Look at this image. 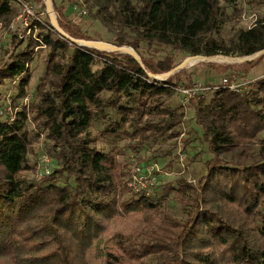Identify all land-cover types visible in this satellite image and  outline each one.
<instances>
[{
  "label": "trees",
  "instance_id": "1",
  "mask_svg": "<svg viewBox=\"0 0 264 264\" xmlns=\"http://www.w3.org/2000/svg\"><path fill=\"white\" fill-rule=\"evenodd\" d=\"M19 1L0 0L1 26L19 15ZM87 1L93 17L114 32L112 45L132 47L140 62L75 43L71 38L93 39L68 21H58L63 33L38 19L34 37L14 36L0 59V103L9 95L14 107L10 115L0 104V264H95L94 256L101 264H264V75L240 90L212 85L193 105L199 138L211 153L195 183L179 177L158 197L135 192L123 181L121 148L96 144L102 135L126 140L135 152L156 146L167 155L183 134L184 104L169 103L176 83L150 75L175 64L152 63L141 44H164L186 57L248 56L264 49V20L228 35V8L234 12L239 0ZM42 46L35 100L20 105L28 97L29 63ZM7 81L11 94L3 93ZM95 123L102 125L98 136ZM40 135L56 166L29 178L28 155ZM169 196L181 205L180 218L162 211ZM132 214L143 215L146 225L112 232L116 220ZM155 217L163 218L160 228Z\"/></svg>",
  "mask_w": 264,
  "mask_h": 264
},
{
  "label": "rangeland",
  "instance_id": "2",
  "mask_svg": "<svg viewBox=\"0 0 264 264\" xmlns=\"http://www.w3.org/2000/svg\"><path fill=\"white\" fill-rule=\"evenodd\" d=\"M29 2L34 8V15L31 18L28 17V21L32 22L31 25L36 23V19L48 20L51 24L53 23L52 20L54 21L55 19L57 25L58 21L64 23L68 21L70 26L78 30L80 34L96 40L77 39L79 42L107 51L116 48L111 43L115 37L114 32L105 28L93 17L94 9L90 7V3L87 0H29ZM49 8L51 10L50 12L48 11ZM18 11L23 12L21 7H18ZM227 14L229 21L225 28L227 30L226 33L229 35L236 28H249L255 25L257 21L264 20V0H239L236 4L235 11L232 12L228 8ZM30 28L29 30V27L22 24L19 16L8 27L0 25V59L5 57L6 50L12 49L14 36H17L18 40L19 37L23 38L27 35L34 37L37 34L38 27L34 28L32 26ZM92 42L97 44H92ZM43 47L42 49L36 48L34 57L29 63L32 77L27 87L28 97L22 99L20 105H28L35 100L36 87L44 71L43 59L46 54V49ZM117 48L120 50H128L135 56L138 55L132 47L122 46ZM140 52L152 63L163 58L171 60L175 64L172 70L165 73H150V75L156 77L158 80H166L171 76L172 81L176 83V87H191L195 83L201 84V86L212 87V85L223 83L226 79L227 82L225 84L233 80V84L243 89L250 80L264 75V52L254 53L245 57L225 56L221 54L209 57L199 55L186 57L185 53L158 43L141 44ZM182 64L184 65L180 68L179 66ZM9 86L10 82L7 81L2 87L3 93L9 92L7 90ZM210 91L208 90L205 93L199 91L190 97L188 101H184L183 96L175 91L169 103L172 106L184 103L185 119L182 125L183 134L177 139L173 150L167 155H159V152L154 151L156 146H143L135 152V150L128 147L126 140L111 141L102 135L100 136L99 129L102 127L100 123H95L91 128L93 135H99L96 143L97 147L107 150L116 145L121 148L122 154L118 155L117 158L126 171L123 179L124 183L128 185L134 173L142 175L150 174L155 178V181L148 186V193L156 197L159 196L161 186L169 182H174L179 177L184 178L188 182L195 183L206 172L205 164L211 156V153L208 150L207 144L199 138L201 129L194 122L193 105L199 98L208 97ZM8 96L5 95L4 103L2 100L0 104H4L10 115H13L14 107L10 105ZM28 129L31 132L38 130L31 120H29ZM193 132H195L194 135L192 134ZM197 136L198 138H196ZM188 137L191 141L184 145L183 140ZM259 137L264 138V131L260 133ZM48 145V140L43 135H40L39 139L32 143L31 152L28 155L29 164L32 169L25 173L29 178L43 177V175L51 172L56 166L55 160L47 149ZM181 155H184L182 161L180 159ZM46 168H48L47 172L45 171ZM124 196H130V192H125ZM162 202L163 206L161 205V208L163 212H167L177 218L183 215L182 207L175 199L169 196L167 200H162ZM160 219L163 218L155 217L153 221L158 222V225L161 222ZM144 220L145 218L141 214L127 215L120 220H116L112 226V232H133L137 228L140 229L146 225ZM158 226L160 228L162 225L159 224ZM164 232L165 230L161 229L157 234L162 235ZM108 245L114 249L111 243H108ZM94 260L96 261L95 264H101L104 261L100 256H94Z\"/></svg>",
  "mask_w": 264,
  "mask_h": 264
},
{
  "label": "built area",
  "instance_id": "3",
  "mask_svg": "<svg viewBox=\"0 0 264 264\" xmlns=\"http://www.w3.org/2000/svg\"><path fill=\"white\" fill-rule=\"evenodd\" d=\"M19 3H20V7L23 10V12L22 13L20 12L18 15L20 17V20L22 21V24L29 27V30L31 29L30 27H32V26L34 28H36L35 24L31 25L32 22L28 21V17L31 18V16L34 15V8L31 6L30 2L27 0H20ZM36 20H38V19H36ZM66 36H68V35H66ZM162 77H165V76H162ZM226 82H227V80L225 79L223 83L216 84V86L227 85L228 87L235 89V90L242 89V88H239L236 84H233V80L229 81L227 84H225ZM208 90H211L210 86H201V84H197V83H195L191 87L190 86L189 87H185V86H177L176 87V91L181 96H183L184 101H188L190 99V97H192L194 94L198 93L199 91H202V93H205ZM46 159L49 160L48 158H46ZM180 159L182 161L184 159V155H181ZM47 170H48V168L45 169L46 172H47ZM154 181H155V178L153 176H151L150 174L142 175L139 173H134L131 176V181L128 182V186L130 188H132V190L135 192H142V193L149 195L148 186L153 184Z\"/></svg>",
  "mask_w": 264,
  "mask_h": 264
},
{
  "label": "water",
  "instance_id": "4",
  "mask_svg": "<svg viewBox=\"0 0 264 264\" xmlns=\"http://www.w3.org/2000/svg\"><path fill=\"white\" fill-rule=\"evenodd\" d=\"M48 7H49V3H48ZM48 11L50 12L51 10H50V8L48 9ZM52 25L58 30V31H60V32H62L63 33V31L60 29V27H58V25H57V22H56V20L54 19V21L52 20ZM71 40H73L75 43H78L79 45H86V46H89V47H94V46H90V45H87V44H81V43H79L78 41H77V39H72L71 38ZM94 48H97V47H94ZM99 49V48H98ZM113 50H119V51H122V52H126V53H129L130 55H132L137 61H139L140 62V58H139V56L137 55V56H135L134 54H132L130 51H128V50H120L119 48H115V49H113ZM112 51V50H111ZM264 52V49L263 50H261V51H258V52H256V53H263ZM249 56V55H248ZM191 57H194V56H191ZM240 57H243V56H240ZM245 57V56H244ZM183 65L184 64H182L181 66H179L180 68H182L183 67Z\"/></svg>",
  "mask_w": 264,
  "mask_h": 264
},
{
  "label": "bare ground",
  "instance_id": "5",
  "mask_svg": "<svg viewBox=\"0 0 264 264\" xmlns=\"http://www.w3.org/2000/svg\"><path fill=\"white\" fill-rule=\"evenodd\" d=\"M78 41V40H77ZM79 42V41H78ZM79 43H81V42H79ZM81 44H85V43H81ZM92 44H97V43H95V42H92ZM88 45V44H87ZM90 46H92V45H90ZM97 48H99V47H97Z\"/></svg>",
  "mask_w": 264,
  "mask_h": 264
}]
</instances>
